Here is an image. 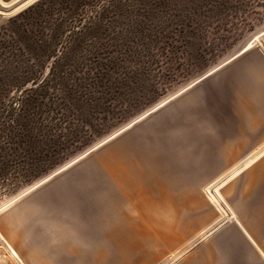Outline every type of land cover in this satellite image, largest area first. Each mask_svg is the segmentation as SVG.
Returning <instances> with one entry per match:
<instances>
[{
    "label": "rangeland",
    "instance_id": "1",
    "mask_svg": "<svg viewBox=\"0 0 264 264\" xmlns=\"http://www.w3.org/2000/svg\"><path fill=\"white\" fill-rule=\"evenodd\" d=\"M22 1L0 0V22L35 4L12 14ZM151 2L146 13L124 9L116 22L103 27L101 39L88 44L87 54L72 56L74 74L92 76L102 67L105 77L99 86L77 92L72 107L45 109L53 128L48 123L39 133L41 142L33 152L41 164L37 177L0 185V264H85V254L63 250L68 246L62 245L60 232L71 224L55 211L57 194L97 170L105 174V161L115 156L118 144L159 129L170 132L174 126L164 124L176 118L189 132L202 131L189 138L167 135L180 149L172 156L174 193L185 191L188 202L141 207L152 212V222L145 221L152 229H170L180 213L190 216L178 223L191 227L198 214L201 227L196 239L167 251L157 264H205L197 252L231 232L246 243L242 257L247 264H264L261 250L244 232L245 221L264 208V116L246 141L239 140L236 110L242 90L250 94L257 78L264 84V0ZM49 69L50 64L45 74ZM25 176V171L17 175L14 183ZM74 209L89 217L84 200H74ZM261 239L256 241L260 247L264 235ZM234 247L239 262L241 253ZM111 255L104 254L105 260Z\"/></svg>",
    "mask_w": 264,
    "mask_h": 264
},
{
    "label": "crops",
    "instance_id": "2",
    "mask_svg": "<svg viewBox=\"0 0 264 264\" xmlns=\"http://www.w3.org/2000/svg\"><path fill=\"white\" fill-rule=\"evenodd\" d=\"M250 88V94L242 95L245 92L242 90L236 98V110L241 120L239 140L245 141L249 131H255L262 125L264 116V84H260V78H257L256 84ZM170 124L174 126L170 132L159 129L152 135L130 138L118 144L115 156L105 161L106 175L97 170L86 176L84 183L65 187L57 194L55 211L67 217L71 224L60 232L62 245L68 246L64 251L85 254V264H157L164 260L167 251L196 239L195 234L201 227L197 223L198 214L193 215L192 221L196 222L191 227L178 223L189 220L190 216L189 213H180L170 229H152V223H145L152 222V212L141 207L188 202L183 200L188 197L185 191L174 193L172 174L175 161L172 156L180 149L175 145L173 135H167L189 138L193 134L200 135L202 131L189 132L183 127L186 123L178 118L164 125ZM76 199L87 204V219L75 213ZM259 211L260 227H256L254 222ZM259 211L251 221H245L244 232L251 243L259 247L264 260V243L260 247L256 242L264 235V208ZM227 237L215 239L198 251V260L204 259L205 264H247L242 257L247 249L246 243L236 232ZM83 244H88L90 249L84 248ZM218 246L220 251L216 249ZM233 246L241 253L239 262ZM104 254L113 255L105 260Z\"/></svg>",
    "mask_w": 264,
    "mask_h": 264
},
{
    "label": "trees",
    "instance_id": "3",
    "mask_svg": "<svg viewBox=\"0 0 264 264\" xmlns=\"http://www.w3.org/2000/svg\"><path fill=\"white\" fill-rule=\"evenodd\" d=\"M142 1L40 0L0 22V185L37 177L39 133L48 123L53 128L45 109L72 107L77 92L105 77L102 67L92 76L74 74L72 56L87 54L88 44L101 39L103 27L124 9L146 13L152 0Z\"/></svg>",
    "mask_w": 264,
    "mask_h": 264
},
{
    "label": "bare ground",
    "instance_id": "4",
    "mask_svg": "<svg viewBox=\"0 0 264 264\" xmlns=\"http://www.w3.org/2000/svg\"><path fill=\"white\" fill-rule=\"evenodd\" d=\"M37 0H24V1H22L21 2V4L12 12V14H16V13H18V12H20V11H22V10H24L25 8H27L28 6H30L32 3H34V2H36ZM251 45H252V43H250ZM248 48V46H246V48L245 49H247ZM249 50V49H248ZM141 119H139L138 121H140ZM132 126V125H131ZM130 127V126H129ZM128 127V128H129ZM121 132H123V131H121ZM121 132H119L118 134H120ZM118 134H115L114 136H112V137H110L109 139H108V141L109 140H111V139H113L115 136H117ZM258 152V151H257ZM261 155V154H260ZM84 157V156H83ZM82 157V158H83ZM257 157V156H256ZM258 157H259V155H258ZM81 159V158H80ZM259 159V158H258ZM253 163V162H252ZM250 165H251V163H249ZM248 164V165H249ZM248 165H246V166H248ZM249 165V166H250ZM237 168V167H236ZM244 168H247V167H244ZM243 168V169H244ZM235 170V169H234ZM241 171V170H240ZM237 173H241V172H238L237 171ZM236 173V176H238V174ZM225 175H227V174H225ZM234 176H235V174H234ZM225 177V176H224ZM47 180H45V181H43V182H41V183H39V184H37V185H35L31 190H33V189H35V188H37L38 186H40L41 184H43L44 182H46ZM228 182V181H227ZM227 182H225V183H227ZM217 183V182H216ZM225 183H223L222 184V186H224L225 185ZM212 185V184H211ZM210 185V186H211ZM215 185V184H214ZM213 187V186H212ZM209 188V187H208ZM209 190H210V188H209ZM28 192H30V190L28 191ZM27 192V193H28ZM206 192H208V194H209V191H206ZM208 196H211V195H208ZM210 198V197H209ZM212 198V201H213V196L211 197ZM219 200H220V197H219ZM217 201V200H216ZM215 201V202H216ZM223 202V201H222ZM212 203H214V202H212ZM227 207V206H226ZM228 208V207H227ZM221 210V209H220ZM230 212V211H229ZM220 213H221V211H220ZM224 214V213H223ZM225 215V214H224ZM234 217H235V214H234ZM236 218V217H235ZM234 219V218H233ZM213 227V226H212ZM206 232V231H205ZM8 247V246H7ZM10 247V246H9ZM9 249H12L11 247L9 248ZM12 251H13V253L15 254V251L12 249ZM17 254V253H16ZM15 254V255H16ZM14 255V256H15ZM17 256H18V254H17ZM19 260H20V258H19ZM22 264H24L22 261H20Z\"/></svg>",
    "mask_w": 264,
    "mask_h": 264
},
{
    "label": "snow or ice",
    "instance_id": "5",
    "mask_svg": "<svg viewBox=\"0 0 264 264\" xmlns=\"http://www.w3.org/2000/svg\"><path fill=\"white\" fill-rule=\"evenodd\" d=\"M252 48V45L251 44H249L248 45V48L247 49H245V51H248V49H251Z\"/></svg>",
    "mask_w": 264,
    "mask_h": 264
},
{
    "label": "water",
    "instance_id": "6",
    "mask_svg": "<svg viewBox=\"0 0 264 264\" xmlns=\"http://www.w3.org/2000/svg\"><path fill=\"white\" fill-rule=\"evenodd\" d=\"M37 1H39V0H37ZM37 1H36V2H37ZM36 2H34V3H36ZM34 3H32V4H34ZM32 4H31V5H32ZM28 7H29V6H28ZM25 9H26V8H25ZM18 13H19V12H18ZM16 14H17V13H16ZM14 15H15V14H14Z\"/></svg>",
    "mask_w": 264,
    "mask_h": 264
}]
</instances>
